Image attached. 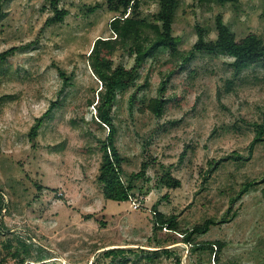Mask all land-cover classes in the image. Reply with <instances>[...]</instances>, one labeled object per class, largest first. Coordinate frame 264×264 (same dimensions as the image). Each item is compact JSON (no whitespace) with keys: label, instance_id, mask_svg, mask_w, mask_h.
I'll return each instance as SVG.
<instances>
[{"label":"rangeland","instance_id":"374dc122","mask_svg":"<svg viewBox=\"0 0 264 264\" xmlns=\"http://www.w3.org/2000/svg\"><path fill=\"white\" fill-rule=\"evenodd\" d=\"M179 3L177 52L147 58L135 86L117 99L121 179L133 190L115 201L100 181L109 127L95 122L102 83L90 55L98 38L114 35L116 13L105 0H62L68 15L47 24L53 13L42 9L45 0L0 2V53L17 48L0 60V264H18L11 252H22L23 243L27 263L44 260L32 264H264V142L250 147L264 122V64L235 75L226 54L189 56L195 25L215 39L219 13L238 38H264V0ZM143 9L150 17L158 4L149 0ZM130 45L136 40L103 54L129 69L137 58ZM156 96L167 101L160 118L141 111ZM155 205L176 216L178 232L156 227ZM210 218L216 223L192 242L224 241L219 261L181 233ZM110 248L123 252L108 257Z\"/></svg>","mask_w":264,"mask_h":264},{"label":"trees","instance_id":"16d2710c","mask_svg":"<svg viewBox=\"0 0 264 264\" xmlns=\"http://www.w3.org/2000/svg\"><path fill=\"white\" fill-rule=\"evenodd\" d=\"M1 1L2 0H0V2ZM148 1L149 0H105L107 9L110 12L116 13L110 22V28L114 35L108 39L98 38L94 43L90 55L93 71L102 83V88L98 92L102 101L100 104L99 101L96 103L97 115L95 122L101 126L109 127V133L104 142V148L110 152V160L103 164V173L100 181L103 184L105 196L115 201L128 200V193L133 190L131 184H125L121 179L122 157L116 145L117 129L113 122V114L117 105L118 96L124 94L130 87L135 86L147 58H156L158 54L167 51L174 55L177 52V44L179 41V37L173 34L175 15L180 5L179 0H155L158 4L157 11L152 13L150 17L142 16L143 7ZM205 1H213L221 6L227 3L238 4L240 2V0H199L200 3ZM61 2L62 0H45L42 9H49L53 13V15L47 18V24L61 22L68 15L69 11L61 7ZM99 7H101V4L97 3L89 7L88 10L94 11ZM215 24L217 33L215 39H207L210 34V28L204 27L198 23L195 25L197 38L192 49L189 51V56H194L196 52L226 54L232 58L228 64L233 69L235 75L240 74L251 65L258 63L264 64L263 37L256 32H250L245 37L238 38L235 31L225 23L224 16L220 13L216 16ZM151 28L156 31L157 38L155 40L151 39L149 31ZM128 39L136 40V46L130 45L128 50L131 55H137L135 64L129 69L124 67L122 63L115 61L113 58L106 57V54H103V49L113 53L117 44L122 40ZM144 42L149 43L147 47L143 46ZM16 50V47H11L0 53V60L5 59L9 54H14ZM59 73L64 81L68 82V76L65 72L60 70ZM140 89L141 86L137 91L131 94V105H133V101L137 99ZM166 103L167 101L163 97H152L141 111L144 112L148 110L153 113L155 117L160 118L163 115ZM259 142H264V122L257 125V133L251 142V149ZM218 164L214 169L219 167ZM163 181L173 186L168 178L164 177ZM176 183L179 184V182ZM254 183L256 182H248L246 187L240 192V195L246 192ZM3 202L2 192H0V211L3 208ZM154 211L156 227L169 226L171 231H179L176 216L166 217L162 212L157 210V205L154 206ZM215 223L216 221L210 218L205 220L203 224L191 228V230H182L181 233L194 249L210 251L214 254V260L219 261L220 253L226 245L224 241L192 242L194 241L193 236L195 234L207 233ZM8 245L7 247L11 251L12 244L10 243ZM23 245L25 248L22 249V252H11V255L18 258V264H32L31 262L38 263L44 261L43 259H37L27 263L26 256H30V248L26 243H23ZM122 252V248H110L104 254L110 257L116 256ZM22 253L26 256L21 257V255H23Z\"/></svg>","mask_w":264,"mask_h":264},{"label":"built area","instance_id":"2783aa9c","mask_svg":"<svg viewBox=\"0 0 264 264\" xmlns=\"http://www.w3.org/2000/svg\"><path fill=\"white\" fill-rule=\"evenodd\" d=\"M135 207L137 208V205H135Z\"/></svg>","mask_w":264,"mask_h":264}]
</instances>
